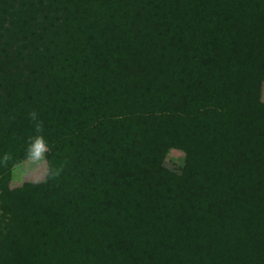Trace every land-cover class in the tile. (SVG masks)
I'll list each match as a JSON object with an SVG mask.
<instances>
[{
	"label": "trees",
	"instance_id": "obj_1",
	"mask_svg": "<svg viewBox=\"0 0 264 264\" xmlns=\"http://www.w3.org/2000/svg\"><path fill=\"white\" fill-rule=\"evenodd\" d=\"M263 85L264 0H0V264H264Z\"/></svg>",
	"mask_w": 264,
	"mask_h": 264
},
{
	"label": "rangeland",
	"instance_id": "obj_2",
	"mask_svg": "<svg viewBox=\"0 0 264 264\" xmlns=\"http://www.w3.org/2000/svg\"><path fill=\"white\" fill-rule=\"evenodd\" d=\"M260 100L264 102V85L261 88ZM184 152L178 149H170L165 156V166L172 171H179L184 165ZM22 171H14L16 166L11 170L10 187L18 188L25 183L38 184L45 180L48 171L47 159L44 163L30 166L26 160L19 163ZM19 177V178H17Z\"/></svg>",
	"mask_w": 264,
	"mask_h": 264
},
{
	"label": "clouds",
	"instance_id": "obj_3",
	"mask_svg": "<svg viewBox=\"0 0 264 264\" xmlns=\"http://www.w3.org/2000/svg\"><path fill=\"white\" fill-rule=\"evenodd\" d=\"M36 116L37 114L33 112L31 114V119L36 120ZM36 132L37 134L29 139L25 147V160L29 163L30 166L42 164L47 159L46 154L48 151V141L45 139V136L42 133V127L40 123L36 124ZM11 160H13L11 154H0V165H5ZM14 171H22L21 165L17 164ZM59 172V167H52L50 169V174L53 177L59 175Z\"/></svg>",
	"mask_w": 264,
	"mask_h": 264
}]
</instances>
